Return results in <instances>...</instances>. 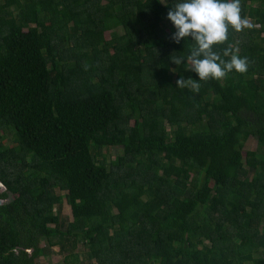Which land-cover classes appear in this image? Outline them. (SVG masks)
Returning a JSON list of instances; mask_svg holds the SVG:
<instances>
[{
    "label": "trees",
    "instance_id": "trees-1",
    "mask_svg": "<svg viewBox=\"0 0 264 264\" xmlns=\"http://www.w3.org/2000/svg\"><path fill=\"white\" fill-rule=\"evenodd\" d=\"M180 2L0 0V264H264V0L221 80L170 59Z\"/></svg>",
    "mask_w": 264,
    "mask_h": 264
},
{
    "label": "clouds",
    "instance_id": "clouds-1",
    "mask_svg": "<svg viewBox=\"0 0 264 264\" xmlns=\"http://www.w3.org/2000/svg\"><path fill=\"white\" fill-rule=\"evenodd\" d=\"M167 19L176 29L170 37L173 42L179 43L188 37L195 41L186 57L170 58L175 65L186 60L187 69L195 72L199 80H221L233 70L241 74L248 70L247 57L231 54L229 60H224L213 50L215 45L228 40L229 26L237 32L253 27L248 19L241 16V0H182L169 9ZM229 54L230 50L225 49L224 55ZM176 87L198 93L201 85L197 79L181 76L176 80ZM2 185L4 191L5 186Z\"/></svg>",
    "mask_w": 264,
    "mask_h": 264
},
{
    "label": "rangeland",
    "instance_id": "rangeland-1",
    "mask_svg": "<svg viewBox=\"0 0 264 264\" xmlns=\"http://www.w3.org/2000/svg\"><path fill=\"white\" fill-rule=\"evenodd\" d=\"M249 22L256 28L258 29L259 26L255 25L253 23V21H251L250 19H248ZM122 33V31L120 32V34ZM110 33H106V37L109 39L110 38ZM13 139L11 138V136L9 137V139L7 140V143H12ZM257 140L256 138L252 137L248 140L244 151H247L249 149H256L257 148ZM110 152L109 154H106L108 159H115V157L118 155V153H120L122 150L119 147H113V148H109V149H104L103 152ZM213 184V183H212ZM2 193V192H1ZM64 194V191L62 192V195ZM62 213L63 216H68L72 219V212H71V207L70 205L67 203L66 199L64 198L63 200V205H62ZM41 246H44V241L41 242ZM59 246H55L52 248V252L49 255H44L41 260L45 261L46 264H62V260H63V254L59 251ZM82 249V245L80 244L79 247L77 248V250ZM86 255L83 254L82 258H85ZM86 264L88 262H85Z\"/></svg>",
    "mask_w": 264,
    "mask_h": 264
},
{
    "label": "water",
    "instance_id": "water-1",
    "mask_svg": "<svg viewBox=\"0 0 264 264\" xmlns=\"http://www.w3.org/2000/svg\"><path fill=\"white\" fill-rule=\"evenodd\" d=\"M4 187L2 185V182L0 181V193L3 191ZM3 203V199L0 198V204Z\"/></svg>",
    "mask_w": 264,
    "mask_h": 264
}]
</instances>
